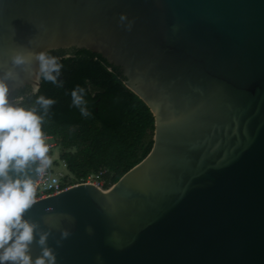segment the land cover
<instances>
[{
    "label": "water",
    "instance_id": "95a60500",
    "mask_svg": "<svg viewBox=\"0 0 264 264\" xmlns=\"http://www.w3.org/2000/svg\"><path fill=\"white\" fill-rule=\"evenodd\" d=\"M70 49L116 68L154 131L106 191L81 183L25 214L56 264H264V0H0L9 94L38 91L36 55Z\"/></svg>",
    "mask_w": 264,
    "mask_h": 264
},
{
    "label": "trees",
    "instance_id": "16d2710c",
    "mask_svg": "<svg viewBox=\"0 0 264 264\" xmlns=\"http://www.w3.org/2000/svg\"><path fill=\"white\" fill-rule=\"evenodd\" d=\"M47 54L63 65L59 77L63 86L40 77L35 94L24 87L10 93L9 100L23 97L19 106L25 108L39 107L35 105L39 95L55 100L43 130L60 147V160L70 180L77 182L103 170L107 189L148 155L154 119L147 106L124 86L119 71L114 67L110 71L99 55L76 49ZM77 86L85 89L88 116L72 104L71 92Z\"/></svg>",
    "mask_w": 264,
    "mask_h": 264
},
{
    "label": "clouds",
    "instance_id": "9594fccd",
    "mask_svg": "<svg viewBox=\"0 0 264 264\" xmlns=\"http://www.w3.org/2000/svg\"><path fill=\"white\" fill-rule=\"evenodd\" d=\"M125 18L122 15L121 21ZM127 29L131 30V23ZM36 59L42 79L62 87L59 77L63 65L58 58L41 52ZM26 62L27 58L20 53L12 56L15 65ZM11 75L9 72L0 77V264H56V254L48 246L51 231L40 232L39 224L25 219V214L36 203L37 188L29 175L30 166H35V172L43 175L53 164L49 138L43 129L56 101L39 95L35 99L39 107L19 106L23 97L11 102L6 82ZM36 91L33 89L34 94ZM84 96L85 89L79 86L71 92L73 106L79 108L83 116H88ZM69 236L68 231H62L61 239ZM34 242L41 249L35 259L30 254Z\"/></svg>",
    "mask_w": 264,
    "mask_h": 264
},
{
    "label": "built area",
    "instance_id": "2783aa9c",
    "mask_svg": "<svg viewBox=\"0 0 264 264\" xmlns=\"http://www.w3.org/2000/svg\"><path fill=\"white\" fill-rule=\"evenodd\" d=\"M48 138H52V137H48ZM49 144L51 146L50 147V151H51L54 148V144L51 143ZM104 173L105 171L101 170L98 173L87 175L84 179H81L80 181L72 182L71 180L62 181L63 177L60 174H54L51 172L50 169H48L45 174L39 175L38 180L35 183L37 188L36 201L43 199L47 196L57 194L61 191L67 190L68 188L81 183L92 184L95 187L103 191H106L108 188L107 189L105 188V181L103 179Z\"/></svg>",
    "mask_w": 264,
    "mask_h": 264
},
{
    "label": "rangeland",
    "instance_id": "374dc122",
    "mask_svg": "<svg viewBox=\"0 0 264 264\" xmlns=\"http://www.w3.org/2000/svg\"><path fill=\"white\" fill-rule=\"evenodd\" d=\"M48 142L51 144H54V148L50 151L49 155L53 157V164L49 168L52 173L54 174H60L63 178L68 176V172L65 168V164L62 163L60 160V154H61V149L57 145L56 140L54 138H49ZM71 178L68 176L67 180H70Z\"/></svg>",
    "mask_w": 264,
    "mask_h": 264
},
{
    "label": "flooded vegetation",
    "instance_id": "af4514ba",
    "mask_svg": "<svg viewBox=\"0 0 264 264\" xmlns=\"http://www.w3.org/2000/svg\"><path fill=\"white\" fill-rule=\"evenodd\" d=\"M72 49H70V50H66V52H69V51H71ZM56 52V51H55Z\"/></svg>",
    "mask_w": 264,
    "mask_h": 264
}]
</instances>
